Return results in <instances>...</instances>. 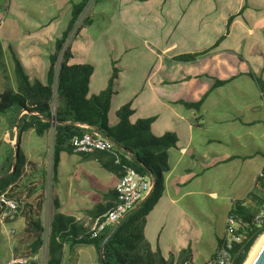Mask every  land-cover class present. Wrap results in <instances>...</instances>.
<instances>
[{
	"label": "crops",
	"instance_id": "obj_1",
	"mask_svg": "<svg viewBox=\"0 0 264 264\" xmlns=\"http://www.w3.org/2000/svg\"><path fill=\"white\" fill-rule=\"evenodd\" d=\"M80 1L82 0H0V25L3 23L2 12L6 13L11 8V2L18 7H23L24 2V26L29 27L25 30L24 61L16 49L12 50L21 58L31 80L46 81L49 56L53 52L54 43L68 25L72 3ZM108 1L115 0H106ZM139 1L144 4L131 1L129 9L135 11L142 5L144 9L140 11H146L144 15L147 17L138 21L133 17L130 20L133 25L126 18L121 21L122 29L135 31L140 42L156 60L145 73L143 86L151 93L153 102L163 108V120L168 123V128L158 134L152 133L159 136L172 132L177 137L176 145L167 151L169 168L162 174L164 188L158 202L146 217L143 234L150 248L158 249L173 264H182L185 260L204 263L211 257L223 235L225 219L233 202L248 201L247 195L253 190L255 178L264 164V98L255 80L249 76L252 73L264 80V61L261 55H256L248 62L246 57L238 56L230 44L224 46L220 39L230 37L231 30L239 25L245 37L256 38L263 44L264 6H260L263 10L257 12L246 9L228 23L229 17L238 13L242 7L245 9L247 5H253L251 0H222L226 8L223 18L221 0ZM190 6L192 10L187 13L186 9ZM93 7L90 5L91 14L88 16L92 22L81 27L77 35L81 31L84 34L89 27L93 28L95 22L101 24L103 29H109L111 20L107 12L108 5L102 3ZM110 14L113 16L114 10ZM161 16L168 19L167 24L161 22ZM221 24L225 27L223 33ZM204 30L208 33L206 37L202 36ZM129 31L127 32L130 33ZM144 31L153 37L151 42L155 48H149L147 43L150 39ZM215 35L219 42L212 40ZM114 38L118 39L117 36ZM73 40L70 48L75 56L69 63L88 64L89 53L86 52V47ZM216 42L217 46L213 47ZM206 50L209 52L197 57L193 63L173 60L178 55L202 53ZM127 51L130 50L125 49L123 54ZM110 57L114 62L113 68L117 69L118 78L109 112L114 98L122 93L119 83L124 74L122 67L118 66L123 56L112 57L111 54ZM92 67L89 95L104 90L110 77L109 74L104 84L100 83L95 87L98 81L95 77L96 68L94 65ZM113 68L111 66L110 73ZM5 80L4 76L0 78V93L3 92L2 84ZM215 80L228 82L214 86ZM10 89L14 90L15 85ZM204 95L198 109H187L179 103L196 102ZM222 104L227 105L234 116H226ZM123 105L120 102L111 110L114 117L112 121L108 112L109 126L116 124V111ZM132 110L130 121L152 117V130L157 116L140 117L133 107ZM81 127L86 130L89 128L86 125ZM5 128L3 139L9 145H6L7 153L0 166L8 155L16 154L17 148L15 145L12 150L16 131H9L7 126ZM26 133L24 138H35L31 147L35 149L33 155H37V159L33 160L27 155L24 157L27 162L35 165L36 173L40 171L38 178L42 182L41 178H46V171L42 170L39 156L41 141L47 133L42 137H37L33 130L24 132ZM82 157L88 161L81 162ZM29 170L26 165L24 175H28ZM148 176L155 182L152 175ZM118 180V176L104 170L91 157L62 152L59 154L56 184L50 187V192L60 203L58 212L73 217L88 228L92 219L87 211L98 203L114 205ZM35 185L36 192L26 198L27 190L34 185L24 176V197L27 204L36 202L37 195L41 193L40 187L43 184ZM52 212L51 210L50 219ZM25 216L24 213V217L19 215L8 222H0V264H9L13 257L27 254L29 241L24 232ZM19 220H22V226H12ZM8 224H11L10 230L6 226ZM62 264H98L96 250L91 245L66 244Z\"/></svg>",
	"mask_w": 264,
	"mask_h": 264
},
{
	"label": "trees",
	"instance_id": "obj_2",
	"mask_svg": "<svg viewBox=\"0 0 264 264\" xmlns=\"http://www.w3.org/2000/svg\"><path fill=\"white\" fill-rule=\"evenodd\" d=\"M89 2L90 0H82L79 3H72L68 25L56 39L53 52L49 56L45 82L39 79L31 80L21 58L14 50L9 49L13 61L15 89H7L0 93V115L6 117L7 129L16 131V146L19 145L21 135L28 130H33L37 137L52 131L53 183L57 180L59 154L62 152L68 155L78 154L73 151L71 139L86 132V129L81 127L86 125L100 131L113 143L114 148L111 152L97 151L78 155L93 158L104 170L119 178L126 168L141 175L150 174L155 179L154 188L151 194L118 225L106 228L95 237H91L88 228L73 217L58 212L60 203L56 197L51 198L53 212L46 229L42 221L44 197L43 193H40L36 202L23 203L20 211L23 217L24 213L26 214L24 232L29 241L26 255L37 256L45 248V264H62L66 244L91 245L96 250L98 264H173L171 259H165L158 249L150 248L144 238L143 227L148 213L161 197L164 188L162 174L169 168L167 151L176 145L177 137L172 132L154 135L151 132L152 117L131 122L130 116L133 110L128 103L116 111V124L108 125L110 101L116 92L117 69L113 68L104 90L89 95L92 65L69 63L75 56L70 48V42L81 27L92 22L86 17L78 25ZM243 9L244 7L238 13L231 15L228 23L235 16L240 15ZM218 42L213 47L217 46ZM207 52L209 50L202 53L182 54L173 57V60L193 63L197 57ZM249 76L255 80L264 98V80L252 73ZM226 82L228 81L215 80L214 86ZM204 98L205 95L196 102L179 101V103L187 109H198ZM26 165L31 172L37 171L35 165L27 162L18 148L14 156H7L0 166V194L7 192L8 197H13L15 193L22 194L20 190L24 187V176L31 178V175H24ZM41 179L44 185L46 178L43 176ZM36 190L37 187L29 188L25 197L29 198ZM247 200V202H233L229 210L236 219L238 231L244 237L242 243L232 250L234 264H244L257 239L264 234V226L257 229L252 221L260 203L264 201V164L255 178L253 190L247 195ZM111 207L113 204L98 203L87 211V214L93 220L104 216ZM100 249H102L103 262H100L98 253ZM30 263L37 264L36 261Z\"/></svg>",
	"mask_w": 264,
	"mask_h": 264
},
{
	"label": "rangeland",
	"instance_id": "obj_3",
	"mask_svg": "<svg viewBox=\"0 0 264 264\" xmlns=\"http://www.w3.org/2000/svg\"><path fill=\"white\" fill-rule=\"evenodd\" d=\"M90 0L86 9L84 10L82 16L79 19L78 25L80 22L90 16L91 14V7L94 5L106 3L108 5L107 12L109 19L111 20V25L109 26L108 30H105L101 27V24L95 22V26L93 28H88L84 34H79L74 37L73 41H78V43H83L86 47V52L89 53V61L88 64L94 65L96 68V84L95 87H98L100 83L104 84V80L107 76H109L111 66L113 68L114 62H112V57H120L123 56L121 59L120 64L118 66L122 67V72L124 73L122 79L119 83V86L122 87L121 94L114 98L113 105L111 110L114 106L120 102L123 104H130V107L136 110V113L140 117L144 116H157V121L155 122L151 132H155L156 134L165 131L168 128V123L163 120L165 116V112L162 107H160L157 103L153 102V98L151 93L147 88L143 86L144 84V76L148 69L152 68L154 63L156 62L154 56L146 49V47L140 42L141 39L138 38L137 33L135 31H129L131 29H126L124 31L122 29L121 21L126 18L128 19V23L133 25L130 21L133 17L138 21L142 20L145 16L144 14L146 11H140V9H144L142 5H140L135 11L129 9L131 1H134L135 4H144L142 1L139 0H115L113 2H106V0ZM151 2V0L149 1ZM253 5L249 4L245 9H243V13L246 9L254 10V11H261L260 6H264V0H251L250 1ZM20 4V3H19ZM222 10H221V17L223 18L224 13V3L221 0ZM11 8H8L7 12H2L3 16V23L0 25V78L3 76L5 77V82L2 84L3 91L13 88L15 83L13 80V61L12 56L9 49H16L19 55L21 56L22 60L24 61V37L26 36L25 30H28V26H24V2L23 7L16 6L13 2L10 3ZM13 6V7H12ZM94 9V7H93ZM114 10V14H110ZM148 10V9H147ZM192 7L186 9L187 13H190ZM228 10V8H227ZM253 11V12H254ZM217 10L215 11V13ZM244 19V18H243ZM161 22L163 24L168 23V19L161 16ZM189 20V17H188ZM94 22V21H93ZM221 33L225 30L223 24H221ZM202 33V36L206 37L208 33ZM231 35L227 39H221V42H224V46L226 44H230L232 48L237 52V55L242 58H247L246 60L249 62L252 61L256 56L262 57V61H264V41L262 42L256 40V38L250 39L245 37L243 30L241 27L235 26L233 30H231ZM136 34V35H135ZM141 34L142 33H138ZM146 37L150 39V42L147 43L149 48H155L152 45V36L148 35L147 32L144 31ZM84 35V36H83ZM114 36H117L118 39H115ZM258 37V36H257ZM212 40H219L218 36L215 35L212 37ZM157 43V41H155ZM125 49H129L123 54ZM46 51H44V54ZM254 62V61H253ZM251 64V63H250ZM253 64V63H252ZM254 67L257 65L254 63ZM185 70L183 69L182 72ZM264 76V73H263ZM1 85V83H0ZM131 102V103H130ZM132 104V106H131ZM223 109L225 110V115L228 117L234 116V113L228 108L227 105L222 104ZM110 110L109 118L113 120V113ZM6 117L0 115V163L3 161L4 156L6 155V145L9 143L5 142L3 139V134L5 131V127L7 126ZM5 128V129H3ZM26 134H22L19 145L16 146L18 150L23 154L27 155L33 160L37 159V155H33L35 149L31 146L33 145V140L35 139L33 136L29 139L24 138ZM53 133L49 131L45 138L41 141V151L39 159L42 161V170L46 171V180L41 189V193H43L44 197V205H43V224L47 229L48 223L50 221V213L52 210L51 205V198L55 197L51 195L50 187L55 186L56 182H52L51 179V159H52V151H53ZM16 139L13 143V148L15 147ZM79 158V157H78ZM77 160V159H76ZM88 159L81 158V162H86ZM88 166V165H87ZM30 171V170H29ZM102 171V170H101ZM40 173V171L38 172ZM38 173L36 172H29L28 175H31V178H27L29 183L34 185L42 183L40 178H38ZM22 191L21 195L15 193L13 197L17 200H21V202L25 203L26 198L24 197V187L20 190ZM22 220H19L12 224H22ZM8 229H11V224L6 225ZM22 226V225H21ZM46 262V250L45 248L40 251L37 256L36 263L37 264H45Z\"/></svg>",
	"mask_w": 264,
	"mask_h": 264
},
{
	"label": "built area",
	"instance_id": "obj_4",
	"mask_svg": "<svg viewBox=\"0 0 264 264\" xmlns=\"http://www.w3.org/2000/svg\"><path fill=\"white\" fill-rule=\"evenodd\" d=\"M71 145L74 153L78 154H91L97 151L111 152L114 148L113 143L94 128H88L81 136L73 137ZM153 188L154 180L151 177L126 168L115 186L116 200L113 207L104 216L92 220L88 227L90 236L95 237L106 228L118 225L128 213L151 194ZM22 206L21 200L8 197L5 192L1 193L0 222L4 223L18 217ZM252 221L253 226L257 229L264 226V201L260 203ZM243 239V235L238 231L234 215L229 212L225 219L223 235L211 257L204 263L185 260L182 264H234L232 250L236 245L241 244ZM35 260H37V256L21 255L13 257L9 264H29Z\"/></svg>",
	"mask_w": 264,
	"mask_h": 264
},
{
	"label": "water",
	"instance_id": "obj_5",
	"mask_svg": "<svg viewBox=\"0 0 264 264\" xmlns=\"http://www.w3.org/2000/svg\"><path fill=\"white\" fill-rule=\"evenodd\" d=\"M16 153V152H15ZM100 256V262H103L102 258V249L98 251ZM251 264H264V241L261 244L258 252L256 253L254 259L252 260Z\"/></svg>",
	"mask_w": 264,
	"mask_h": 264
},
{
	"label": "bare ground",
	"instance_id": "obj_6",
	"mask_svg": "<svg viewBox=\"0 0 264 264\" xmlns=\"http://www.w3.org/2000/svg\"><path fill=\"white\" fill-rule=\"evenodd\" d=\"M263 241H264V234L257 239L256 243L252 247V250L244 264H251L252 260L254 259Z\"/></svg>",
	"mask_w": 264,
	"mask_h": 264
}]
</instances>
